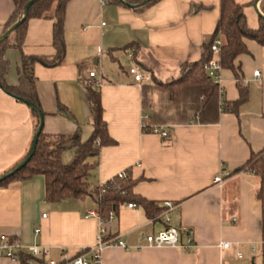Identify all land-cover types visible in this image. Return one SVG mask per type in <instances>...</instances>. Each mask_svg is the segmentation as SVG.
Instances as JSON below:
<instances>
[{
  "label": "crops",
  "instance_id": "1",
  "mask_svg": "<svg viewBox=\"0 0 264 264\" xmlns=\"http://www.w3.org/2000/svg\"><path fill=\"white\" fill-rule=\"evenodd\" d=\"M237 1L245 4L248 25L256 28L260 0ZM13 10V0H0V36ZM218 18L219 0H159L141 12L105 0H69L64 13V62L55 67L34 66L44 113L42 129L47 134L78 133L85 141L93 128L82 81L89 80V71L102 81V116L114 144L102 146L97 156L88 159L93 164L90 188L129 168L137 180L134 193L157 207L164 201L175 203L172 224L189 227L196 243L191 251L169 246L136 250L144 244L143 232L162 230L165 223L151 220L141 206L128 207L126 203L104 227L108 236L123 240L130 249L107 247L103 264H264L261 204L256 198L259 178L233 172L251 152L264 155V46L246 39L248 51L234 61L247 89V98L236 112L222 108L239 98L232 69L219 70L215 99L207 111L186 116L179 115L183 112L176 110L178 105L163 100L157 91L148 98L151 107L145 108L142 83H136L121 63L122 53L138 48L135 58H130L144 75L152 77L145 82L178 78L185 63L201 57V44L213 33ZM53 22L51 18L28 20L23 53H55ZM129 44L131 49L124 48ZM5 58L9 62L5 80L16 85L21 53L9 48ZM111 62L117 67L109 65ZM169 73L174 75L161 79V74L168 77ZM168 106L174 107L170 121L155 123L167 130V137L142 129L145 114L152 117ZM34 133L28 105L0 88V175L25 157ZM68 153L72 160L74 149H69L64 159ZM215 175L221 176V184L212 181ZM94 210L95 200L87 194L46 201L44 177L35 175L0 186V235L17 238L24 248L45 246L49 259L59 261L94 244L99 227L98 219L89 215ZM221 242L229 246L222 247ZM0 264L20 263L2 257Z\"/></svg>",
  "mask_w": 264,
  "mask_h": 264
},
{
  "label": "trees",
  "instance_id": "2",
  "mask_svg": "<svg viewBox=\"0 0 264 264\" xmlns=\"http://www.w3.org/2000/svg\"><path fill=\"white\" fill-rule=\"evenodd\" d=\"M14 10L3 27L2 35L10 29L23 16L24 8L29 0H13ZM69 0H35L27 9L25 19L10 34L0 40V88L14 98L24 102L27 101L34 119V132L39 124V113L41 109L37 92L34 66L41 64L45 67L61 65L65 59L64 40V13ZM110 4L123 5L135 12H141L159 0H105ZM205 9L198 7L197 10ZM259 22L256 28H251L245 14V4L237 0H219V18L215 29L210 37L201 44V57L193 62L185 63L184 70L178 78H172L167 82L142 83V101L145 108H150L149 96L154 92H160L161 98L168 103L178 105L179 115H190L192 113L203 114L215 99L217 84L209 77L206 69L208 61L212 58L219 59L223 68L234 70L239 89V98L222 105L224 110L237 111V107L247 98V89L239 78L234 61L240 54L248 51L245 40L252 39L264 46V0L259 2ZM30 18H51L54 20L52 26V45L55 53L49 56L26 55L22 51L27 22ZM216 39L221 40L220 50L215 53L211 45ZM133 47L132 44L124 48ZM15 48L20 51V67L18 83L9 85L5 80L9 68V62L5 58V51ZM138 48L131 49V58L134 59ZM215 54H217L215 56ZM152 78V77H151ZM90 109L92 132L90 136L81 141L78 133L72 135L47 134L43 129L39 133L37 145L30 160L21 168L17 164L2 173L7 175L0 182V186H6L13 181H26L35 175L44 177V197L46 201L57 202L69 198H78L83 195H90L96 200L97 212L101 219L108 221V213L115 215L121 205L134 203L141 206L146 215L152 217L163 210L157 207L153 201L134 193L136 179L132 178L129 168L123 170L125 176L118 174L106 180L102 184L90 188L88 176L93 166L89 162L90 157L97 156L102 146L114 144L109 136L107 123L103 119V107L101 104L100 85L94 81H82ZM180 102V106L179 103ZM184 103V105H182ZM174 108V107H172ZM170 106L163 107L149 115V124L158 121H170L172 109ZM59 110H63L59 106ZM149 131V126L143 129ZM32 142V141H31ZM30 148V147H29ZM69 149H74L72 160L66 162L64 155ZM28 152V151H27ZM26 156V155H25ZM24 159V158H23ZM20 163V162H19ZM13 170L12 174H8ZM236 172H248L259 178V185L256 190V198L261 204V235L262 248L264 252V155L262 151L251 152L250 157L237 169ZM0 175V176H1ZM32 257L26 251L18 253L20 264H31ZM264 262V253H263Z\"/></svg>",
  "mask_w": 264,
  "mask_h": 264
},
{
  "label": "built area",
  "instance_id": "3",
  "mask_svg": "<svg viewBox=\"0 0 264 264\" xmlns=\"http://www.w3.org/2000/svg\"><path fill=\"white\" fill-rule=\"evenodd\" d=\"M221 40L216 39L214 43L211 45V50L215 53L220 50ZM129 56L131 57V51L129 52ZM207 73L209 77H211L214 81L219 79V70L221 69V65L218 58H212L208 61L206 65ZM128 73L132 76L133 80L141 84L149 79L148 76L144 75L142 71H140L138 66H132L128 69ZM254 75H259V71H254ZM89 80L87 82L94 81L97 85H101V79L96 76L94 71H89L88 73ZM149 126V131L152 133H156L161 137L165 138L168 136L167 130L164 128L155 125L149 124V116L145 114L142 119V129ZM120 177L125 176V172H120L118 174ZM212 181L221 184L222 178L220 175H215L212 178ZM95 200V199H94ZM96 203V200H95ZM134 203H128V207H134ZM176 204L172 201H164L162 202L163 210L150 217L151 220L162 219L165 223V226L162 230L157 232H143L141 234V239L144 244L137 245L136 250L141 249L144 246H152V247H179L184 251H191L196 247V243L194 241L191 229L186 226H176L172 224V216L171 213L176 209ZM90 216H94L98 219L99 227L95 237L94 244L86 249L81 250L77 255L74 256H64L59 261H53L49 259L48 254L49 250L47 247L32 244L27 248H24L20 241L9 235L1 234L0 235V258L5 257L11 259L13 261L18 260V253L20 251H26L32 257L30 263L31 264H103V251L107 247L118 246L125 250H129L130 247L126 245V243L113 236H108L106 234V230L104 227V221L98 215L97 210L91 211L89 213ZM43 217L46 215L43 214ZM115 213L110 211L108 213V221L115 218ZM39 231L38 228H35V233ZM220 246L228 247V242H221Z\"/></svg>",
  "mask_w": 264,
  "mask_h": 264
},
{
  "label": "water",
  "instance_id": "4",
  "mask_svg": "<svg viewBox=\"0 0 264 264\" xmlns=\"http://www.w3.org/2000/svg\"><path fill=\"white\" fill-rule=\"evenodd\" d=\"M35 0H29L26 5H25V8H24V12H23V16L21 17V19H19L10 29H8V31L4 34V35H1L0 36V40L7 36L8 34H10L17 26H19V24L25 19V16H26V11L28 9V7L34 2ZM256 4V7H257V1L255 2ZM258 11V10H257ZM258 13L260 14V12L258 11ZM261 15V14H260ZM25 103L29 104L27 101H24ZM30 106H33L32 104H29ZM42 127H43V115L42 113H39V124H38V127L33 135V138H32V142H31V145H30V148L26 154V156L24 157V159H22L20 161V163L17 164V169L18 168H21L23 167L31 158V156L33 155L34 151H35V148H36V145H37V140H38V136H39V133L41 132L42 130ZM13 173V170L10 171L8 174H12ZM7 175H1L0 176V182L3 181L5 178H6Z\"/></svg>",
  "mask_w": 264,
  "mask_h": 264
},
{
  "label": "rangeland",
  "instance_id": "5",
  "mask_svg": "<svg viewBox=\"0 0 264 264\" xmlns=\"http://www.w3.org/2000/svg\"><path fill=\"white\" fill-rule=\"evenodd\" d=\"M126 54V55H125ZM122 53L121 54V56L122 55H124V58H123V56H122V59H121V63H122V66L124 67V68H126L127 70L130 68V67H132V66H138L139 67V69H140V71H142L144 74H145V71L140 67V65H138L136 62H134L131 58H130V56H129V54H127V53ZM126 56H128L127 58H125ZM109 65H114L115 67H117V63H112L111 62V64H109ZM120 70V69H119ZM148 75V74H147ZM172 75H174V73H169L168 74V77H164L162 74L160 75V76H162L161 77V79L162 80H164V81H166V80H168V78L170 77V76H172ZM149 76V75H148ZM149 78H150V76H149ZM151 79V78H150ZM71 153H68L67 155H66V157H65V161L66 162H69L70 161V158H71Z\"/></svg>",
  "mask_w": 264,
  "mask_h": 264
}]
</instances>
